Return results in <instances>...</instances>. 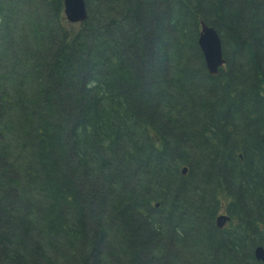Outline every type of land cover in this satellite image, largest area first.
Returning <instances> with one entry per match:
<instances>
[{"label": "trees", "instance_id": "1", "mask_svg": "<svg viewBox=\"0 0 264 264\" xmlns=\"http://www.w3.org/2000/svg\"><path fill=\"white\" fill-rule=\"evenodd\" d=\"M85 1L0 0V264H263L264 0Z\"/></svg>", "mask_w": 264, "mask_h": 264}, {"label": "water", "instance_id": "2", "mask_svg": "<svg viewBox=\"0 0 264 264\" xmlns=\"http://www.w3.org/2000/svg\"><path fill=\"white\" fill-rule=\"evenodd\" d=\"M63 2L64 16L69 23H82L87 19V4L85 0H63ZM198 44L202 51L207 70L211 75H217L219 69L225 63L219 34L212 26L202 22L198 37ZM187 171L188 167L185 166L182 169V173L185 175ZM158 206L159 204L156 203V207ZM228 220V215H219L216 219L218 227H224ZM254 256L257 261L264 264V247L257 246L254 249Z\"/></svg>", "mask_w": 264, "mask_h": 264}, {"label": "rangeland", "instance_id": "3", "mask_svg": "<svg viewBox=\"0 0 264 264\" xmlns=\"http://www.w3.org/2000/svg\"><path fill=\"white\" fill-rule=\"evenodd\" d=\"M73 24H79V23H73Z\"/></svg>", "mask_w": 264, "mask_h": 264}]
</instances>
